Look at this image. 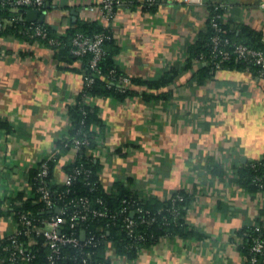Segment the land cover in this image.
Here are the masks:
<instances>
[{
  "label": "crops",
  "instance_id": "0c3cea01",
  "mask_svg": "<svg viewBox=\"0 0 264 264\" xmlns=\"http://www.w3.org/2000/svg\"><path fill=\"white\" fill-rule=\"evenodd\" d=\"M263 3L156 0L152 11L138 4L118 9L108 20L102 0H51L42 12L55 33L80 21L108 25L119 48L114 54L116 65L132 81L175 73L161 88L131 83L138 94L124 100L96 98L103 141L98 154L92 152L96 148L86 151L101 164L104 191L112 193L116 182H123L142 197L162 200L182 189L197 194L186 222L201 235L164 238L144 251L137 264H244L246 260L238 232L264 221V191L242 187L228 172L264 157V80L242 68L203 76L205 63L197 58L188 63L191 46L208 29L213 4H222L227 21L248 26L264 43ZM3 49H8L7 55ZM84 87L80 59L62 62L41 43L25 42L13 33L0 36V159L10 156L6 148L15 140L10 132L22 139L23 146L8 160L14 173L3 176L0 171V179L22 193V199L31 164L65 134L70 124L67 108ZM143 91L169 93L146 99ZM93 130L101 129L97 125ZM75 155L70 150L54 163L55 177L65 178V165ZM216 164L219 168L212 171ZM6 232L5 222L1 223L0 235Z\"/></svg>",
  "mask_w": 264,
  "mask_h": 264
},
{
  "label": "built area",
  "instance_id": "2783aa9c",
  "mask_svg": "<svg viewBox=\"0 0 264 264\" xmlns=\"http://www.w3.org/2000/svg\"><path fill=\"white\" fill-rule=\"evenodd\" d=\"M135 1L102 0L101 9L107 19L110 20L114 18L118 9H129L135 4ZM143 1L145 6H151L156 2V0ZM48 3L50 0H0L2 9L9 12L0 16V36L9 26L21 22L23 26L18 29V35H16L18 38L25 42L41 43L51 48L54 54L58 56L63 43L61 38L69 30L57 32L55 36H52L42 22L28 21L26 18L29 9H37L39 12H43ZM215 7L216 9L223 8L222 4H217ZM221 16L224 17V14H218L211 19V25L215 30L210 43L211 53H201L197 59L205 64L213 65L218 70L222 68V63L230 58L244 63L246 71L249 72L250 65L256 64L258 66L256 76L264 80V50L252 48L241 42H231L229 38L222 36L223 27L217 21V18ZM104 28L106 31L96 33L93 36L75 33L71 39L69 52L78 57L82 63L86 62L88 65V71L82 69L87 85L93 83L96 77L103 76L109 81L114 78L117 85L121 89H125L131 86V79L128 75L115 76V69H112L109 74H104L99 67L100 61L106 54L103 44L111 36V28L108 25ZM7 50L3 49V54L7 55ZM18 55L15 53L14 57L20 59L21 56ZM85 57L88 58L85 59ZM9 135L15 139L14 143L8 144L6 148V154H9L10 158L23 146L20 137H15L12 132ZM62 136L54 141L50 151L36 156L33 164H31L32 168L38 169L36 178H38L39 184L36 188L33 189L29 179L28 181L24 180L22 184L27 191L25 199L42 203V206L36 210L37 212L23 208L25 199H17V192L0 179V210L4 214L3 216L0 215L2 216L0 224L5 222L7 227V232L0 235V264H137L142 253L156 243L150 247L139 246L138 257L129 258L118 250L113 240L114 237L109 238V221L111 220L109 217L115 218L114 215L109 216V210L101 197L98 196L94 199V202L101 207L93 205L92 200L87 195L73 196L65 200L64 194L49 185L50 182L47 180L50 174L49 160L56 153L57 141ZM102 141V137H100L99 144L92 151L93 153H99L98 148ZM69 142L71 143L68 146L69 151L74 150L76 152L73 158L75 160L87 140L71 137ZM9 158L8 160L11 161L12 158ZM263 158L250 160V165L256 168ZM8 160L0 159V171H3V176L13 171V164L11 165ZM80 173L82 170L75 167L73 172L66 173L63 180H59L55 176L50 180L51 183L55 182L53 185H71ZM228 173L231 179H237V168L233 167ZM254 182L260 187L259 191H264L263 176L257 175ZM169 197H172L174 201L176 198L182 199V195L174 196L171 194ZM138 198L141 199L142 196L139 195ZM169 210L174 218L180 214V209L176 205H172ZM191 210L190 206L186 207V214L190 213ZM128 211L129 214L124 216ZM139 211V208L125 207L119 213V215L124 216L122 221L115 223L118 228L124 225L125 231L134 242L141 239V235L137 233L139 221L134 218V214L139 213ZM95 220L104 223L97 225L95 230L83 226ZM256 229L261 231L262 227L256 226ZM164 238H168V236L162 237L161 240ZM253 240L252 253L247 264H258L260 256L264 261V238L253 237Z\"/></svg>",
  "mask_w": 264,
  "mask_h": 264
},
{
  "label": "trees",
  "instance_id": "16d2710c",
  "mask_svg": "<svg viewBox=\"0 0 264 264\" xmlns=\"http://www.w3.org/2000/svg\"><path fill=\"white\" fill-rule=\"evenodd\" d=\"M51 1V0H50ZM138 4L142 5L144 10H154L156 6V2L151 5H144V1L136 0L135 4L132 6H136ZM217 4H213L211 6V15L208 21V29L201 34L194 45L190 48V58L188 66L191 64V60L193 58H197L201 53L210 54L211 53V39L215 34V30L211 25L212 17L218 14H224V9L219 8L216 9ZM131 7V8H132ZM9 13L7 10L2 9L0 6V16ZM217 21L223 27L222 36L230 39L231 42H241L255 49L264 50V43L261 41L258 34L252 32L248 26L246 25H234L230 21H227L225 17L217 18ZM42 24L48 29L49 33L52 36H55L56 33L52 29V27L47 22H42ZM23 24L21 22H17L12 26H9L5 32L13 33L14 35H18V29L22 28ZM106 31L104 27L99 25H95L94 23H85L83 21L77 22V26L69 29L67 34L62 36L63 43L58 53V57L62 62H73L78 57L73 56L69 52V48L71 46V39L75 33H83L85 35L93 36L96 33ZM3 32L2 34H4ZM104 48L106 50L105 56L99 63V67L101 68L104 74H109L112 69H115L114 75H126L122 69L116 65L114 54L118 51V45L114 42V40L109 36L108 39L104 42ZM57 56V55H56ZM89 57V56H88ZM88 57H85L87 59ZM244 69L246 70V65L242 62L235 61L234 58H230L227 61L222 63V69ZM82 69H86L88 71V65L82 63ZM258 66L256 64L250 65V72L256 76V70ZM218 71L215 69L213 65L206 64V66L202 67L201 72L202 75H213ZM175 77V73L167 72L161 78H157L151 81H139L135 80L131 83L134 84H147L151 89L161 88L169 84ZM257 77V76H256ZM85 79V76H84ZM107 80L103 76L96 77V80L87 85L85 83L84 89L78 94L76 100L71 103L67 108V114L69 118V126L66 130L65 134L61 139L57 141V149L56 153L49 160L50 164V174L47 177V180L50 182L49 185L52 188L58 190L65 195L66 198H71L73 196L79 195H87L93 202V205L101 207L98 203L94 202L96 197H101L104 200L105 206L108 208L110 215H114L109 217L110 222V235L114 237V243L117 246L118 250L121 253L126 254L129 258H137L138 257V248L139 246L150 247L151 245L158 243L162 237L168 236H180V237H188V236H200L201 234L195 228L190 226L186 222V207L190 206L192 201L194 200V194L185 190H178L173 195H182V199L176 198L174 201L172 197H166L164 199L152 198V197H142L138 198L140 195L137 190L130 189V187L126 183L116 182L114 190L112 193H107L103 190L99 172L101 169V164L98 160L94 158L92 154H89L86 150H91L96 148L99 144V138L102 137V121L99 116V106L96 103L97 97H110L113 96L118 100H124L126 97L134 96L138 94V91L133 89L131 86L126 87L125 89H121L119 85H117L116 80ZM168 91H162L161 93H154L143 91L141 94L146 99L151 98H161L166 97L168 95ZM85 96H88L87 98ZM91 98V99H90ZM8 125V129L11 130L9 122L6 121ZM100 127V132L93 130L94 126ZM7 127V126H6ZM10 127V128H9ZM66 136V137H65ZM69 136V137H67ZM78 138L80 140H87L85 146H82L80 151L77 154L75 160H70L65 165V171L67 173H71L74 171L75 167H78L82 170V173L77 175L75 181L71 185H63V184H55L51 183V178L54 177L53 166L54 163L62 157L65 153L69 151V147L71 145L70 138ZM219 168L216 165L211 168L212 171ZM38 169L34 167L29 170V181L32 184L33 189L39 184V180L37 177ZM237 183L244 188L254 189L255 191H259L260 187L254 182V179L257 175H261L264 178V158L259 162L256 168L250 165V162L237 167ZM264 189V188H263ZM22 193L17 194V199H21ZM172 205H176L180 209V214L177 218H174L173 214L170 212V207ZM42 206V203L33 202V200L25 199V205L23 208L33 210V212H37L36 210ZM139 208V213L134 214V218L139 221V225L137 226V233L141 235V239L133 241L131 237L125 231L124 225H121L119 228L115 225V223L122 221L124 216L129 214L125 213L124 216L119 215L120 211L123 208ZM2 212H0L1 214ZM117 215V216H115ZM104 223L103 221L98 222L95 220L94 222L86 223L83 226L87 228L94 229L97 225H101ZM256 226H261L262 230L256 229ZM239 235L243 237L241 241L242 244L239 247L240 251L245 255V262L249 260L251 256V248L254 244L253 237L264 238V221L259 220L255 223V225L251 224L243 229L239 230ZM258 264H264L262 256L259 257ZM109 264V263H108Z\"/></svg>",
  "mask_w": 264,
  "mask_h": 264
},
{
  "label": "water",
  "instance_id": "95a60500",
  "mask_svg": "<svg viewBox=\"0 0 264 264\" xmlns=\"http://www.w3.org/2000/svg\"><path fill=\"white\" fill-rule=\"evenodd\" d=\"M48 6L50 3L47 4ZM26 18L28 21H40L45 22V15L39 12L37 9H29L26 13Z\"/></svg>",
  "mask_w": 264,
  "mask_h": 264
}]
</instances>
